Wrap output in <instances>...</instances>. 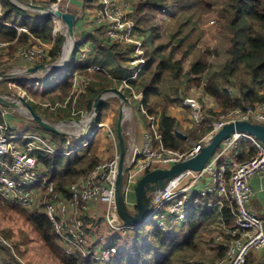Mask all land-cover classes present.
<instances>
[{
    "label": "built area",
    "instance_id": "2783aa9c",
    "mask_svg": "<svg viewBox=\"0 0 264 264\" xmlns=\"http://www.w3.org/2000/svg\"><path fill=\"white\" fill-rule=\"evenodd\" d=\"M68 3L69 0H51L48 5L67 11ZM92 11L94 27L110 43L114 45L132 43L130 48L133 54L128 61L135 65L134 71L122 80V85L131 89L128 85L129 80H135L137 74L146 65L145 58L141 55L144 43L139 36L138 25L134 18L128 16L123 6L114 0H96ZM14 26L18 31L27 30L20 24V20ZM62 28L65 29V26L61 22ZM46 42L38 40L36 44L20 45L12 52L8 48L9 43L0 42V63L3 65V62L8 61L9 58L21 60L26 67L19 72H16L14 68L11 72L15 76L18 73H26L29 67L50 58L51 48L48 51L44 44ZM41 47L46 48L48 53ZM82 51L84 53L91 51L89 41L82 44ZM85 69L87 71L102 70L97 63H88ZM69 74L72 76L70 95L68 94V98L64 101H57L49 106L66 107L72 94L86 92L90 78L78 81L81 75H78L76 71ZM7 79L0 77V81ZM23 83L38 84L39 81L29 76L19 81H8L7 89L9 90L0 94L17 103L18 96L23 95L22 97L29 98L24 92L12 91L13 86L20 89L19 84ZM231 87L232 85L228 87L229 90L234 92ZM73 89L76 90L73 91ZM175 105L177 110L188 111V118L195 127L203 124L209 115L199 99L195 97H182L176 101ZM0 106V119L3 120L7 109ZM144 112L142 108V113ZM240 120L264 124V101L248 107L219 111L216 118L210 122L208 132L185 149L165 148L159 143L157 126L154 123L151 124V131L144 132L141 145L133 141L127 148L124 161L127 171L124 173L123 193L128 208L132 212L136 210L135 185L142 175L157 168H169L175 163L193 157L226 123ZM100 125L96 123L92 127ZM90 127L88 125L87 144L91 140L90 135L96 132L93 128L89 130ZM13 134L15 135L4 134L0 129V200L11 207L29 209L34 207V211L44 214L49 219L57 242L67 257L81 254L93 264H110L120 252V246L113 242L118 238L119 232L140 229L142 225L153 222V225L163 233L173 235L182 229L194 206L201 203V197L209 195L216 198L206 203L209 209L213 210L216 206L221 208L223 198H228L236 211L235 226L230 228L223 224V233L215 237L218 244L224 245V251L216 259L215 264H246L252 253L264 252V220L248 206L255 193L251 184L253 177H256L258 181L257 191H264V144L250 134L231 133L221 141L215 153L201 170H187L169 181L164 188L152 191L148 214L144 222L138 225L124 224L116 213L117 155L97 163L90 171L70 183L66 193H62L55 190L50 173L40 163L36 152L41 150L46 154H65L71 153L75 147L68 145L64 150L58 149L54 142H49L35 131L29 132L28 136L25 135L23 141L28 144L22 146L19 141L23 138V134ZM109 137H112L110 129ZM242 144H246L247 149L255 152L247 160L239 159ZM39 191H44L40 206L37 205ZM89 211L93 212V216L89 214ZM89 218L90 222H87ZM91 218L105 219L108 236L98 233L94 235L93 231L96 230H92V225L96 226V223L91 221ZM94 229H97V226Z\"/></svg>",
    "mask_w": 264,
    "mask_h": 264
},
{
    "label": "trees",
    "instance_id": "16d2710c",
    "mask_svg": "<svg viewBox=\"0 0 264 264\" xmlns=\"http://www.w3.org/2000/svg\"><path fill=\"white\" fill-rule=\"evenodd\" d=\"M94 1L96 0H86L88 5ZM224 2L225 6L222 9L221 17L231 33L229 56L221 69L213 71L207 76L204 89L226 111L235 107L252 106L257 102L264 101V0H224ZM211 4V0H142L137 5L134 19L137 24L152 33L154 40L158 34L154 25L156 17H159L160 20L176 18L177 29L171 36L173 38L181 32L185 24L191 22L192 15L197 13V10L198 12L207 11L211 8ZM18 20L21 25L27 28L26 31H18L14 26ZM65 37L66 34L60 31L57 17L23 9L9 0H0V42L9 43L8 48L11 52L19 45L33 44L38 40L47 41L51 43L49 62H54L61 54ZM176 43V47L180 51H185L193 46L188 35L177 39ZM158 47L152 44L146 50V65L136 77V79L140 77L142 81L145 76L150 77V80L146 81L141 89V105L145 110L142 113L143 124L149 128L151 124H156L160 137L159 143L165 148L185 149L187 147L184 145L185 141L174 135V130L179 124L178 119L167 114V108L180 96L177 87L172 89L169 85H172L171 82L182 83V79L187 83L194 82L200 85L202 75L209 63L206 56L203 55L192 62L186 72H183L181 61L173 59L172 53L167 56L162 55ZM108 48L115 54L116 61L120 63L119 61L123 58L122 53L118 52L113 45ZM77 50L78 45H76L74 54ZM74 54L72 59H74ZM85 66V64L74 62L73 68L67 72L63 79H56L46 86L47 91L58 90L61 93H67L72 84V76L69 73L75 70L84 72ZM129 70V68L121 69L120 75L113 76L114 81L108 78L102 70L92 72L91 75L98 83L93 86L87 85L88 94L86 97H88L89 108L92 107L97 94L105 88L116 86L118 83L123 87L121 89L124 92L125 86L122 85V80L132 74V71ZM135 80H129L128 85H135ZM231 80L236 85L237 94L227 88L228 82ZM107 108L108 103L105 100L99 107L100 120L104 119V112ZM62 118L59 114H48V119ZM151 119L154 120L151 121ZM211 121L209 118L206 119L199 131L191 132L192 139L197 140L205 135ZM36 127L42 129L37 124ZM52 134L60 138L59 148L63 150L65 137ZM187 136L190 138V134ZM240 148L242 150L240 160H247L255 153L254 150L247 149L246 144ZM36 154L40 163L50 173L55 190L62 193H66L70 183L75 181L79 175L90 171L99 161L95 155L94 142H89L85 148L71 154H46L41 150H38ZM214 200L216 198L211 195L201 197V203L194 206L183 225L186 231L182 228L179 232L169 235L152 225L144 238L142 237L143 239L140 238L139 231H137L135 238L138 241V246L135 249L121 251L110 264L188 263L189 256H193L199 251L197 236L206 221L214 214L213 210L206 206V203ZM26 215L36 235L63 264H92L91 260L81 254L74 257H67L64 254L52 231V225L44 214L34 211L26 213ZM220 215L226 227L235 226V206L228 198H223ZM8 239V235L0 233V264H23L11 253L10 247L3 242ZM17 245V243L12 245L13 251L18 249ZM223 251L224 247L221 246L218 257L222 255Z\"/></svg>",
    "mask_w": 264,
    "mask_h": 264
},
{
    "label": "rangeland",
    "instance_id": "374dc122",
    "mask_svg": "<svg viewBox=\"0 0 264 264\" xmlns=\"http://www.w3.org/2000/svg\"><path fill=\"white\" fill-rule=\"evenodd\" d=\"M142 0H126L125 6L123 9L127 12L128 16L130 18H134L137 5ZM212 6L207 11H199L197 10V13H194L191 19V22L188 24H185L178 35L175 37H171L172 34H174V31L177 29L176 24V18H167L160 20L159 17H156L154 20L155 28H157L158 34L153 40V35L150 31H147L142 25H138V31L140 32L139 36H141L144 46L141 48V55L145 58L146 50L151 47L152 44L159 46V51L162 53V55L167 56L170 53H172V57L175 60H180L183 72H186L189 68L192 62L198 60L200 57H203V55L206 56L207 62L209 63L208 68L206 69L205 73L202 75V80L200 85H197L196 83H187L182 79V83H176L171 82L172 85H169L172 89L176 88L178 89L179 93V99L185 96H191L199 99L200 103L204 106V108L207 110V113L209 114L207 119H215L216 116L219 114V111H224L223 108L217 103V101L210 96L204 89V84L206 82L207 76L212 73L213 71H217L221 69L226 61V59L229 56L228 48L230 47V38L231 33L227 26L224 23V20L221 17L222 9L225 6L224 0H211ZM95 4V1L91 3L93 6ZM83 5L88 8H90V5L87 4L86 0H83ZM71 3H68L67 5V11L71 8ZM77 12V11H74ZM80 12V9H78V13ZM77 13V14H78ZM137 23V22H136ZM59 26L60 31L64 32L66 34L65 29H61V22L59 20ZM188 35L191 41L193 42V46L191 48H187L185 51H180L179 48L176 47L177 39ZM66 38V37H65ZM79 38V37H77ZM154 41V43H153ZM33 44H36L34 42ZM45 45H48L49 43H44ZM71 46V42H69ZM82 44L79 42V45ZM98 47L100 50H96L95 57L98 58V65L101 63L103 66H108L106 68V75L108 78L113 80L114 75H120L121 69L129 68V71H134V66L130 63L129 58L132 56L133 52L130 48L132 43L129 44H121V45H114L113 43H110L105 37L100 38V43H98ZM113 45L114 48L122 53V59L118 63L115 59V54L113 52L109 51V46ZM20 46V45H19ZM35 48H39L38 46H35ZM43 48L45 51L46 48ZM48 53V51H47ZM61 57H58V59ZM50 59H47L43 61V63L50 64L52 62H49ZM75 59H72L71 62L66 64L65 68L59 70L58 72L50 75H44L40 72L39 73V82L40 84H19L20 89L16 88L15 86L12 87L13 92H24L28 95L29 98L24 96L23 98L29 102L31 106L34 107V110L41 115L46 120L53 122L54 124H60L61 129L67 133V135H63L65 137V142L63 143L64 147H67L68 145L73 146L74 150L71 153H74L76 151L82 150L87 146V133H88V125L91 126L89 130L92 128L96 131L95 133H92L90 135V142H94V148H95V155L96 152L99 151L100 148H103V150L107 151V155L104 158H99V161H105L109 158L114 157L115 155L118 156L119 151V145H118V139H117V133H116V124L120 109V100L118 97H113V101H116L119 103L117 105H110L108 103V108L104 112V119L100 120V113L98 111V117L96 123L103 125L105 123V119H107V125L110 126V136L109 137V130L103 131V127L95 126L94 122L90 124V120L92 118V110L91 108L86 107L88 103V97H86L85 92L81 93H74L69 98L70 101L68 102L66 107H57V106H49L53 105L57 101H64L68 96L69 93L72 91V87L67 93H61L60 91H53L48 92L46 86L54 82L56 79H63L67 72L73 68V63ZM91 58H89V61ZM6 62H10L9 66L6 67L4 64ZM14 63H16L14 67ZM95 63V62H94ZM0 63V71H6L5 73H12L11 71L15 68L16 72H19L22 68L26 67V64L18 59H11L9 58L8 61L3 62V65ZM84 72H80L75 70L78 75H81L78 81L80 79H87L90 78V84H97L91 75L92 72L101 71V70H94V71H87L84 69ZM103 70V69H102ZM41 74V75H40ZM128 76V75H126ZM28 77L27 73L20 74L18 73L16 76L9 77L7 80H1L0 81V93H4L9 90L7 89V83L8 81H19L22 80V78ZM144 81L139 77L135 81V85H130V88L124 87V93L127 95L129 100L131 101V108L125 107L124 111V121L126 119L130 121H137L140 122L142 120V105H141V98H142V86L145 84L146 81L150 80V77L145 76ZM114 81V80H113ZM232 85L234 89V94H237V88L235 87L232 80L228 82V87ZM121 85L116 83V87L120 88ZM124 86V85H123ZM226 86V87H227ZM122 87V86H121ZM227 87V88H228ZM231 87V88H232ZM123 88V87H122ZM230 88V89H231ZM229 89V88H228ZM76 89H73L75 91ZM69 94V95H68ZM23 96V95H22ZM140 96V97H139ZM86 97V98H85ZM109 99V98H107ZM177 99V100H179ZM106 100V99H105ZM176 100V101H177ZM176 101H174L168 108H167V114L168 115H177L179 114L180 119H178L179 124L176 127V129L180 130L181 132L185 133L186 135L190 134V138L187 136V140H185L184 145L190 146L191 144L197 142L199 139L194 140L191 137V132L193 131H199L200 126L195 127L192 125L188 118V111L184 110H177L176 108ZM19 108L13 109L8 108L7 111H5L6 117L2 120L0 119V129L4 134H11L15 135L13 133H22L23 138L20 139L19 144L22 146H26L28 142L23 141L25 135L28 136L29 132H37L38 134L44 136L46 139L49 140V142H54L56 144V147L59 149L60 144V138L55 137L51 132L46 131L44 129H40L36 127V123L29 118L24 112V106L20 101H18ZM1 107V106H0ZM23 108V110H22ZM48 114H59L63 118L62 119H48ZM88 117V118H86ZM154 119H151V121ZM124 121L122 124V131L123 136L125 138V143L127 144V148L130 145L129 144V138H130V132L126 130L124 126ZM133 123V122H131ZM93 124V125H92ZM155 124V123H154ZM128 126V124H126ZM156 125V124H155ZM134 127V126H133ZM145 127V125H143ZM149 131H151V128L146 127ZM141 129V128H140ZM157 129V127H156ZM65 149V148H64ZM63 149V150H64ZM71 153H65V154H71ZM64 154V153H63ZM85 174V173H84ZM83 174L79 175L76 180L81 177ZM44 191H39L37 194V205L40 206L43 200V194ZM249 205L251 208V203L253 207V211L260 216V202L258 201V198H253L249 201ZM99 207V206H98ZM34 207L32 208H21V207H11L7 206L0 200V233L6 234L9 236V239L3 240V242L8 245L11 249V253L16 256V258L23 264H63L40 240L38 235L33 231L32 225L27 220V214L34 212ZM210 219V218H209ZM90 219H87V222ZM91 221H95L97 229H94V225H92V230L94 235L95 234H103L105 231V228H108L106 225V221L104 218L101 220H94V218H91ZM101 223V224H100ZM153 225V222L150 224H144L141 227V230H127L125 232H119L118 238H116L115 244L117 246H120V252L123 250H129V249H135L138 246V241L136 240V232L139 231L140 238H144L146 232L150 229V227ZM205 225V224H204ZM213 226L211 227H203L197 236V241L199 242V251L194 254L193 256H189V262L186 264H215V254L214 251V245L215 244V237L218 235H221L223 233V228L219 226ZM225 226V225H224ZM223 227V226H222ZM226 227V226H225ZM108 230V229H107ZM184 230V228H183ZM186 231V230H184ZM205 233L202 235V233ZM106 234V233H105ZM142 238V239H143ZM14 243H17V250L13 251L11 248ZM142 243V242H141ZM119 252V253H120ZM252 260L249 258L247 259L246 264H250ZM93 264V263H92Z\"/></svg>",
    "mask_w": 264,
    "mask_h": 264
},
{
    "label": "water",
    "instance_id": "95a60500",
    "mask_svg": "<svg viewBox=\"0 0 264 264\" xmlns=\"http://www.w3.org/2000/svg\"><path fill=\"white\" fill-rule=\"evenodd\" d=\"M19 7L31 11L40 13H46L57 17L65 26L66 39L62 45L61 57L50 64L38 63L32 67L26 69L27 74L40 72L44 75H50L54 72L63 69L67 63H69L73 57L77 40L75 37V22L76 15L72 12L63 11L59 8H54L50 5H41L32 3L30 1L23 0H9ZM71 42L69 52L66 59L62 61L64 50L67 44ZM14 77L12 73L0 72V77L9 78ZM109 97H118L120 100V109L116 124V133L119 145L118 151V165L115 180V209L118 217L126 225H138L144 222V218L148 214L150 209V193L157 189L164 188L169 181L175 179L181 173L192 170L198 171L203 168L205 163L215 153L216 149L220 145L221 141L228 135L234 132H243L252 135L264 144V124L257 122H250L247 120L231 121L226 123L219 131L214 133L209 141L200 149V151L193 157L180 161L171 165L169 168H157L148 171L142 175L135 185V211H131L125 201L123 193V180L124 173L127 171V167L124 166L125 156L127 152V144L123 136L122 124L124 121L125 107H131V101L121 88L112 86L100 91L94 98L92 103V118L89 121L90 124L94 122L96 124L98 117V111L101 103ZM25 108V113L42 129L54 133L59 136L67 135L60 124H54L39 115L33 107L22 96L17 97ZM0 105L8 108L18 109L19 104L16 101L7 99L4 95L0 94ZM93 125V124H92ZM174 135L181 139L187 140V135L178 129L174 130Z\"/></svg>",
    "mask_w": 264,
    "mask_h": 264
},
{
    "label": "crops",
    "instance_id": "0c3cea01",
    "mask_svg": "<svg viewBox=\"0 0 264 264\" xmlns=\"http://www.w3.org/2000/svg\"><path fill=\"white\" fill-rule=\"evenodd\" d=\"M28 1H32V2H34L36 4L48 5V3L51 0H28ZM114 1L117 2L119 5H121L123 7L126 5L125 4L126 0H114ZM63 3H65V1H63ZM69 3H71V5H72L71 8L72 9L71 10L69 9L68 11H70V12H72V13L77 15V21H76V24H75V37H76V40H77L78 50L74 54V59H75L74 62L79 63V64H85V65H87L88 63H94V62L98 64L99 59L98 58H94L95 57V53H96L95 51L96 50H100L99 48H97L98 45H99L98 43H100V38L104 37V36L99 32V30H97L94 27L93 18H92V13H93L92 9H93L94 5L93 6L90 5V8H88L87 6L85 7L83 5V0H69ZM78 9H80L79 13H78ZM74 11H77V12H74ZM77 37H79V38H77ZM86 41H89L90 45H91V51L89 53H84L82 51V44L85 43ZM79 42L82 43V44L79 45ZM50 45H51L50 43H49V45H46V48L48 49V51L51 48ZM89 58H91L90 61H89ZM9 64H10V62H6L4 65L6 67H8ZM15 65H16V63H14V66ZM99 65L102 67V69H103L102 71H104L106 73L107 72L106 68H108V66L105 67L101 63H99ZM38 75H39V73H32V74H29L28 76H29V78L32 77V78H37L38 79L39 78ZM39 84H40V82H39ZM89 85H91V84L89 83ZM87 94H88V91H86L84 95H87ZM112 98L113 97H109V99H106L107 103H109L110 105H115L114 103L119 105V103L116 102V101H113ZM86 107H88V103H87ZM24 112H25V109H24ZM170 116H173V115H170ZM173 117H176V118L180 119L179 114H177V115H175ZM104 121H105V123L103 124V126H104L103 127V131H104V129L105 130H109L110 126L107 125V119H105ZM131 122H133V123H131ZM126 124H128V126ZM143 125L144 124H142V121L138 122V120L137 121H133V120L130 121V120L126 119L124 121V126H125L127 132L128 131L130 132L129 144L134 141L137 145H141L142 136H143L144 132L146 130H148L146 127H143ZM241 152H242V150H241ZM107 154H108L107 151L103 150V148H100L99 151L96 152V156H98L100 158H104ZM251 184L253 185L254 190H255V193H254V195L252 196L251 199H253L255 197L258 198V201L260 202V213H261L260 217H262L263 220H264V191H257L256 188L258 187V181H257L256 177H253L251 179ZM249 204L250 203H248V206L250 208ZM220 209L221 208L218 207V206L213 208L214 214H213V216L210 219H208L206 221V223L204 225L205 227H211V226H213V224H215L214 226H219V227L222 228L223 220H222L221 215H220ZM250 209L253 211L252 203H251V208ZM89 214H91L93 216V212L92 211H89ZM107 229L108 228H105V231L102 234L105 237L108 236V230ZM204 234L205 233L203 232L202 235H204ZM115 241H116V239H114L113 242L115 243ZM215 244L216 245H214V248H215L214 251L216 252V254H215V259H216L217 256H218V253L220 251L221 246L224 247V245L223 244H218L217 242H215ZM249 258L252 260V263H250V264H259V263L260 264H264V252L252 253L249 256Z\"/></svg>",
    "mask_w": 264,
    "mask_h": 264
},
{
    "label": "bare ground",
    "instance_id": "6f19581e",
    "mask_svg": "<svg viewBox=\"0 0 264 264\" xmlns=\"http://www.w3.org/2000/svg\"><path fill=\"white\" fill-rule=\"evenodd\" d=\"M69 49H70V44L68 43L66 48H65V50H64V54H63V57L61 59L62 61H64L66 59V56H67V54L69 52Z\"/></svg>",
    "mask_w": 264,
    "mask_h": 264
}]
</instances>
